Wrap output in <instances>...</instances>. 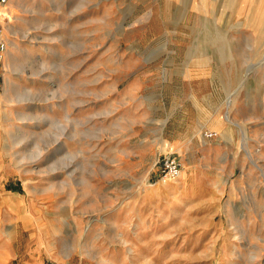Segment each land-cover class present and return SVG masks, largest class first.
I'll list each match as a JSON object with an SVG mask.
<instances>
[{
	"label": "rangeland",
	"instance_id": "obj_1",
	"mask_svg": "<svg viewBox=\"0 0 264 264\" xmlns=\"http://www.w3.org/2000/svg\"><path fill=\"white\" fill-rule=\"evenodd\" d=\"M0 33V264H264V0H6Z\"/></svg>",
	"mask_w": 264,
	"mask_h": 264
},
{
	"label": "built area",
	"instance_id": "obj_2",
	"mask_svg": "<svg viewBox=\"0 0 264 264\" xmlns=\"http://www.w3.org/2000/svg\"><path fill=\"white\" fill-rule=\"evenodd\" d=\"M6 0H0V3H4ZM5 49V41L0 33V53ZM216 135L214 131H207L204 133L205 137H213ZM157 169L158 181L166 184L177 180L182 171V163L177 156L171 154L163 155L155 164Z\"/></svg>",
	"mask_w": 264,
	"mask_h": 264
},
{
	"label": "crops",
	"instance_id": "obj_3",
	"mask_svg": "<svg viewBox=\"0 0 264 264\" xmlns=\"http://www.w3.org/2000/svg\"><path fill=\"white\" fill-rule=\"evenodd\" d=\"M185 168H183V170H185V173H184V175L181 177L180 176V184H186V183H191L192 182V179L190 178H188V174L186 173V171H187V169H188V167L185 165L184 166Z\"/></svg>",
	"mask_w": 264,
	"mask_h": 264
},
{
	"label": "bare ground",
	"instance_id": "obj_4",
	"mask_svg": "<svg viewBox=\"0 0 264 264\" xmlns=\"http://www.w3.org/2000/svg\"><path fill=\"white\" fill-rule=\"evenodd\" d=\"M3 10H5V8H3V9H2V11H3ZM199 136H201V137H202L203 135H202V134H199ZM181 173H182V171H181ZM180 176H181V174H180Z\"/></svg>",
	"mask_w": 264,
	"mask_h": 264
}]
</instances>
